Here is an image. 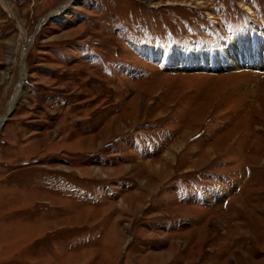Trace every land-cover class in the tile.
Listing matches in <instances>:
<instances>
[{
  "label": "rangeland",
  "instance_id": "374dc122",
  "mask_svg": "<svg viewBox=\"0 0 264 264\" xmlns=\"http://www.w3.org/2000/svg\"><path fill=\"white\" fill-rule=\"evenodd\" d=\"M257 25L264 0H0V264H264V66L180 61Z\"/></svg>",
  "mask_w": 264,
  "mask_h": 264
},
{
  "label": "bare ground",
  "instance_id": "6f19581e",
  "mask_svg": "<svg viewBox=\"0 0 264 264\" xmlns=\"http://www.w3.org/2000/svg\"><path fill=\"white\" fill-rule=\"evenodd\" d=\"M239 4L242 5L244 8H246V10L250 14H252L253 16L255 15V12L251 9L249 5L241 2H239ZM258 27L259 25H257V28ZM259 28L257 29L258 31H254L255 29L253 27V32H251L252 42L250 43H247V40H245L244 38H239L235 44L230 45L225 50L221 49V55L219 57L215 56L212 51H210L208 56H204L205 55L204 54L202 56L197 55L192 58L187 54H183L182 58L180 59V61L182 62L181 65H184L185 67L186 65L204 66L207 68H215V66H229V65L237 68L240 65H244V64L255 65L257 67L261 65L264 66V33L263 31H261L262 28H260L261 30H259ZM239 43H240V47H239ZM29 45L30 43L27 42V44L25 45V51L28 50ZM175 57L176 56L171 55L169 58V61L172 62L173 65L177 64L176 62L179 60L178 58L176 60ZM22 74H24V72ZM14 98L15 97H13V99ZM12 105H13V100L9 103L7 109L12 107ZM4 117L5 115H2L0 117V124L3 121Z\"/></svg>",
  "mask_w": 264,
  "mask_h": 264
}]
</instances>
